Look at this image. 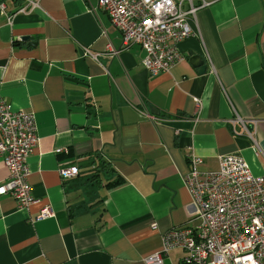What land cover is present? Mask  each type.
Masks as SVG:
<instances>
[{
	"label": "crops",
	"instance_id": "crops-1",
	"mask_svg": "<svg viewBox=\"0 0 264 264\" xmlns=\"http://www.w3.org/2000/svg\"><path fill=\"white\" fill-rule=\"evenodd\" d=\"M203 1L199 35L177 45L184 60L151 76L143 51L121 47L97 0H39L34 11L28 0H0L12 16L0 14V94L13 110L33 112L38 138L27 158L36 203L18 209L0 196V264H144L166 231L194 217L182 181L191 153L202 159L200 171L237 154L264 176V0ZM107 43L118 50L113 58L81 57V47L102 54ZM234 115L257 121L248 126L256 145L232 132ZM95 157L113 172L83 204L90 197L75 192L78 178ZM69 165L78 175L62 180L59 168ZM7 176L0 160V184ZM115 178L121 184L109 188ZM46 206L54 216L37 219ZM183 255L172 249L163 264Z\"/></svg>",
	"mask_w": 264,
	"mask_h": 264
},
{
	"label": "built area",
	"instance_id": "built-area-1",
	"mask_svg": "<svg viewBox=\"0 0 264 264\" xmlns=\"http://www.w3.org/2000/svg\"><path fill=\"white\" fill-rule=\"evenodd\" d=\"M184 1L187 8H183ZM208 5L203 0L197 5L192 0H97L98 9L119 32L121 47L138 45L143 51L141 64L151 76L166 73L184 60L177 45L199 35L196 12ZM27 6L28 11H34L39 8V0H28ZM26 9L23 6L16 14ZM0 14L7 21L12 17L3 2ZM80 52L82 58L98 63L101 56L111 59L118 54L110 43L102 54L88 47H81ZM210 71L214 72L212 67ZM256 124L237 115L229 120L232 132L245 134L254 145L248 126ZM36 132L33 112L13 110L0 94V160L8 171L6 181L0 184V196L10 195L18 209L36 203L27 180V158L37 145ZM188 164L182 181L195 207L194 217L185 226L166 231L161 248L145 257L143 263L163 264L168 252L179 248L184 254L179 264H264V176H254L237 154L219 157L215 170L200 171L202 159L192 153ZM78 172L75 165L59 168L62 180L73 179ZM53 216L51 207L46 206L37 219ZM151 229H155L154 223Z\"/></svg>",
	"mask_w": 264,
	"mask_h": 264
},
{
	"label": "trees",
	"instance_id": "trees-1",
	"mask_svg": "<svg viewBox=\"0 0 264 264\" xmlns=\"http://www.w3.org/2000/svg\"><path fill=\"white\" fill-rule=\"evenodd\" d=\"M113 172L111 164L103 159V157H95L94 163L92 167L84 172V174L79 176V181L83 182V185H89L93 190V187H99L104 178H108L109 175ZM121 184V180L119 178H115L113 181H108L107 186L109 188H114Z\"/></svg>",
	"mask_w": 264,
	"mask_h": 264
},
{
	"label": "rangeland",
	"instance_id": "rangeland-1",
	"mask_svg": "<svg viewBox=\"0 0 264 264\" xmlns=\"http://www.w3.org/2000/svg\"><path fill=\"white\" fill-rule=\"evenodd\" d=\"M91 188L89 187V185H86V184H84V186H81L79 189H77L75 192L76 193H78V194H81L82 195V197H90V195H91V190H90ZM84 192L86 193V194H84ZM81 199H83V204L84 203H93L94 202V200H95V195L93 196V197H90L89 199H85V198H81ZM86 206H83V208H85ZM86 209V208H85ZM87 210V209H86Z\"/></svg>",
	"mask_w": 264,
	"mask_h": 264
},
{
	"label": "water",
	"instance_id": "water-1",
	"mask_svg": "<svg viewBox=\"0 0 264 264\" xmlns=\"http://www.w3.org/2000/svg\"><path fill=\"white\" fill-rule=\"evenodd\" d=\"M21 40L28 42L29 39L27 37H22ZM189 61L192 63L193 66L197 68V72L199 74H203L205 72V66L202 64L198 56L190 57Z\"/></svg>",
	"mask_w": 264,
	"mask_h": 264
}]
</instances>
